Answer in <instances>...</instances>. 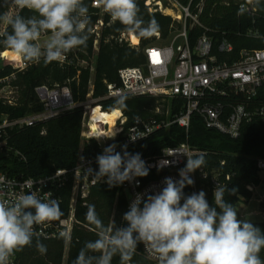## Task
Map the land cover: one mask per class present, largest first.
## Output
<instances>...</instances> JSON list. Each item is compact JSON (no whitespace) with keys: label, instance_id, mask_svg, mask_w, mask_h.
<instances>
[{"label":"trees","instance_id":"1","mask_svg":"<svg viewBox=\"0 0 264 264\" xmlns=\"http://www.w3.org/2000/svg\"><path fill=\"white\" fill-rule=\"evenodd\" d=\"M94 0H83L88 6L90 27L86 46H80L76 52L75 65H61L52 62L45 66L43 61L39 64L32 63L28 69L16 74L14 81L19 91V103L15 107L3 105L0 109L10 113L13 117H22L43 110V103L39 99L36 89L46 85L48 87L68 86L79 105L74 109L64 111L58 116L46 121L37 122L25 128H17L12 132L9 143L19 155L12 154L0 160V170L12 176L41 177L54 172L57 169H70L74 167L81 156L96 159L101 150L97 141H85L82 139L83 119L85 103L89 100L92 92V80L90 67H82L80 63H90L95 55V41L99 40L97 51L96 70L93 77L94 93L93 99L96 105H101L104 111L118 113L122 111L128 118V126L132 125L137 118L144 120L165 119L164 115L158 114L156 108L165 105L167 100L150 96L125 97V105L116 103L119 97L105 98L107 94V82L119 81V70L125 67L141 66L146 57L143 48L152 43L155 37L141 36L139 48L132 47L125 40H120L124 33H129L118 21L114 22L110 16L99 14V9L93 6ZM183 6H190L192 13L198 14L201 25L187 22L188 37L190 45L194 46L197 40L204 34L213 39L215 55L219 61L233 62L237 60L244 50H256L264 48V0H177ZM148 0H137L138 15L147 24L155 20L159 33L164 39L175 31L176 26L182 25L159 10L152 11L147 5ZM11 5L0 0V14L6 13ZM242 5L253 8L252 12L241 9ZM201 6V9H200ZM18 14L25 17L35 15L27 9ZM103 19L104 25L100 30V37L93 32L98 22ZM2 23H0L1 26ZM7 31H11L7 26ZM5 30V31H6ZM227 41L233 46L231 52H223L220 45ZM8 49L0 46V53ZM71 50L69 53L74 54ZM14 72L11 66L0 69V77L10 75ZM92 99V95L90 97ZM183 100L171 101L170 118L179 113ZM113 110L110 111V109ZM122 110V111H121ZM188 141L198 154H203L207 169L221 168L224 173L231 175L230 181L225 188L235 189L231 194L225 192V200L233 204L238 212L241 204H247L253 197V190L249 185L259 186L264 182L260 177L257 159L264 158V123L253 120L243 126L242 133L238 138H231L215 129L208 128L203 120L195 115L192 119L190 135L187 138L185 130L177 125L168 129H162L151 134L147 139L126 145L130 153H140L141 158L155 157L161 151L170 146H176ZM118 142V141H117ZM124 146H119L116 151L123 154ZM224 161V165L222 162ZM96 170L98 164L96 162ZM155 176L149 171L144 177ZM206 193V199L210 206L214 205L213 191L207 187H200L199 191ZM185 196L193 193L192 186L184 188ZM71 196V184L66 189V201ZM183 203V201L181 202ZM95 205V210L105 225L115 222L117 226H124L123 214L128 211V199L126 193L119 187L109 188L107 183L99 182L91 187L88 196L80 197L77 202L76 216L79 221L75 227L69 245L65 239L39 240L46 245L47 251L41 254L36 248L37 240L25 246L17 252V264H73L78 252L85 242L97 238L95 229L85 220L86 205ZM264 232V220L251 222ZM67 248V254H66ZM260 256L264 259V250ZM112 264H120V257L114 256ZM129 264H153L142 251L141 244L138 245Z\"/></svg>","mask_w":264,"mask_h":264},{"label":"built area","instance_id":"2","mask_svg":"<svg viewBox=\"0 0 264 264\" xmlns=\"http://www.w3.org/2000/svg\"><path fill=\"white\" fill-rule=\"evenodd\" d=\"M151 2L152 0L147 2L149 7ZM175 2L183 10L180 20H185L183 29L176 40L165 45L150 43L145 46L143 48L146 57L145 63L141 66L120 69L118 72L119 81L106 83L105 98L150 96L170 102L181 99L183 105L173 118L169 117L170 111H168L165 119L144 120L137 118L130 126L127 125V116L121 110L122 115L116 121V133L113 138H108L107 135V128L110 124L100 126L102 130L100 135L91 131L89 125L91 107H85L82 139L97 141L101 153L108 145L115 144L117 149L119 146L141 142L154 132L168 129L172 125L184 129L188 138L195 115L203 120L206 127L215 129L231 138H238L246 123L255 119L264 123V48L244 50L233 62L219 61L213 55V39L207 34L202 35L194 46L190 45L187 22L191 20L192 24L201 25L198 14L192 13L190 6H183L177 0ZM98 3L99 0H94L92 4L101 9L97 6ZM241 9L248 12L253 11V8L247 5H242ZM20 11L11 4L7 13L16 15ZM103 25L104 22L100 20L93 30L98 37H100L99 28ZM7 26L1 24L0 34L6 30ZM155 35L160 36L159 33H155ZM177 39L180 40L177 41ZM120 40H125L132 47L139 48L140 46V38L139 43L135 44L130 39V33H124ZM98 45L99 40L97 39L94 44L95 51H98ZM220 50L231 52L233 46L229 42L223 41ZM0 59L5 62L6 66H11L14 69L12 74L0 77V102L3 105L15 107L19 103V91L14 83L16 74L28 69L32 63L25 62L21 57L18 61L11 63L3 57V52L0 53ZM58 63L67 66L75 65L76 52L74 51V54L66 53L65 58ZM84 63L87 62L82 61L80 65ZM95 70L96 64H92V92L89 95V97L92 95V99ZM36 92L44 106L43 110L39 112L16 118L0 109V155H3V159L12 154H20L9 143L15 129L46 121L79 105L74 101L72 91L68 86L51 88L43 85L38 87ZM99 107L104 110L101 105ZM157 110L158 114H162L160 108ZM176 152H184L189 155L198 154V151L186 141L164 148L155 157H145L143 160L146 167L155 173V176L137 177L132 182L119 185L127 195L128 206L137 193L143 194L146 198L147 195L160 191L165 186L163 181L166 177H171L174 181L179 180V170L185 167L187 157L185 155L170 156ZM165 159L171 163L158 170V163ZM222 165H224V161ZM257 165L260 172L264 173V158H258ZM89 168L93 169V172L97 171L96 159L81 156L74 167L57 169L41 177L12 176L0 170V200L11 201L21 194L31 192H35L41 199H58L63 213L60 220L35 226L33 240L63 238L69 245L74 229L79 223L76 216L78 199L88 196L91 187L99 183L97 179H93L87 174L86 171ZM191 177L194 180L193 192L197 193L200 187H207L214 192L216 187H226L231 179V175L224 173L221 168L207 169L206 167H203L202 170L198 169L191 174ZM69 184H71V196L68 202L66 201V189ZM249 189L254 191L255 186L249 185ZM260 203L264 210V196L260 198ZM61 233L63 236L60 235ZM141 246L146 258L153 264H158V260L145 250L144 245L141 244ZM17 262L16 252L11 257L10 264H17Z\"/></svg>","mask_w":264,"mask_h":264},{"label":"clouds","instance_id":"3","mask_svg":"<svg viewBox=\"0 0 264 264\" xmlns=\"http://www.w3.org/2000/svg\"><path fill=\"white\" fill-rule=\"evenodd\" d=\"M11 4L35 13L28 17L0 14V23L11 28L0 34V46L25 62L43 61L46 66L86 46L92 28L83 0H11ZM97 6L129 33L150 36L158 29L154 19L145 24L138 15L137 0H99ZM116 103L124 106L125 97H119ZM126 148L121 154L115 144L108 145L96 157L98 170L89 168L87 174L109 188L146 177L149 169L141 154ZM179 155L187 157L179 180L166 177L165 186L146 198L137 193L122 216L124 226L115 222L105 225L95 205H86L85 220L95 229L97 238L85 242L73 264H112L117 255L120 264H129L140 244L158 264H264L260 256L264 232L249 220L240 219L236 207L225 200V192L231 194L235 189L216 187L215 206L209 205L203 190L185 196L184 188L194 185L191 174L202 170L206 161L203 154L176 152L170 156ZM170 163L160 161L158 170ZM62 214L58 199H41L35 192L11 201L0 200V264H10L16 252L32 244L35 226L59 221ZM36 248L41 254L47 251L39 240Z\"/></svg>","mask_w":264,"mask_h":264},{"label":"rangeland","instance_id":"4","mask_svg":"<svg viewBox=\"0 0 264 264\" xmlns=\"http://www.w3.org/2000/svg\"><path fill=\"white\" fill-rule=\"evenodd\" d=\"M160 2V5L158 4ZM151 9L153 11L155 10H159L162 13L166 14V15H170L171 17H173V19H176L181 25L182 28H180L179 26H176L175 31L169 36L168 39H164L161 36L155 35V33H152V35H150V37H155V39H153L152 43L153 44H159V45H165L168 44L172 41H175L177 36L179 35V33L182 31L185 20H180L181 17L178 16H182L183 14V10L181 8L180 5H178L175 0H152L151 2ZM169 11H171L172 13H169ZM167 12V13H166ZM104 11L103 9H99V14L101 17H103L104 15ZM176 14V15H175ZM103 20V19H101ZM100 26V24H99ZM102 27L99 28V30H101ZM43 39V38H42ZM180 39H177V41H179ZM97 61V51L95 52V55L93 56V58L91 59L90 63H84L82 64V67H90L91 69V80H92V64L95 65ZM6 67L5 62L3 60L0 59V69H4ZM93 73V77H94ZM91 97V96H90ZM89 97V100L85 103V107H91V114H92V106H95L93 108H97L100 105H96V100L95 99H91ZM171 102L168 101L167 102V107H166V111H164L165 105H159L157 108H160L161 110V115H164L165 118L168 115V111H170L171 109ZM156 108V112L158 111ZM114 114V113H113ZM118 114V113H115ZM119 116H121L120 114H118ZM260 177L263 178L264 177V173L260 172ZM264 196V182H262L259 186H255L254 192H253V197L252 199L249 201V203H247L246 205L241 204L240 207V219L244 220L247 219L250 222L253 221H262L264 220V210L262 207V204H260V198ZM66 254H67V249H66Z\"/></svg>","mask_w":264,"mask_h":264},{"label":"bare ground","instance_id":"5","mask_svg":"<svg viewBox=\"0 0 264 264\" xmlns=\"http://www.w3.org/2000/svg\"><path fill=\"white\" fill-rule=\"evenodd\" d=\"M160 5V2L158 3ZM167 13V12H166ZM169 13H172L169 11ZM176 15V14H175ZM180 17V16H178ZM130 39L133 41V43L138 44L139 38L133 34L130 33ZM3 57H5L8 61L11 63L18 61L20 57L16 55L11 50L3 51ZM120 116L118 114H113L112 112H107L101 109V107L92 108V114H91V108H90V119H89V125L91 128V131L97 135H100L102 133V130L100 126L102 124H110L109 128H107V135L108 137L115 136L116 133V121Z\"/></svg>","mask_w":264,"mask_h":264},{"label":"crops","instance_id":"6","mask_svg":"<svg viewBox=\"0 0 264 264\" xmlns=\"http://www.w3.org/2000/svg\"><path fill=\"white\" fill-rule=\"evenodd\" d=\"M249 203V202H248ZM261 204V203H260ZM243 205H246V204H243ZM241 207V206H240ZM240 209V208H239ZM240 211V210H239ZM239 217H240V212H239Z\"/></svg>","mask_w":264,"mask_h":264},{"label":"water","instance_id":"7","mask_svg":"<svg viewBox=\"0 0 264 264\" xmlns=\"http://www.w3.org/2000/svg\"><path fill=\"white\" fill-rule=\"evenodd\" d=\"M3 159V155H0V160Z\"/></svg>","mask_w":264,"mask_h":264}]
</instances>
